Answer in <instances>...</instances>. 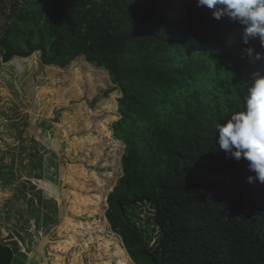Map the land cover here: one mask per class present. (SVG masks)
<instances>
[{
  "label": "trees",
  "instance_id": "16d2710c",
  "mask_svg": "<svg viewBox=\"0 0 264 264\" xmlns=\"http://www.w3.org/2000/svg\"><path fill=\"white\" fill-rule=\"evenodd\" d=\"M212 11L196 0H0L3 63L39 53L66 69L84 58L108 73L105 95L120 93L122 175L106 218L134 264H264V183H249L248 161L216 139L244 110L253 73L264 75V58L244 49L264 47ZM76 202L74 215L88 213ZM7 243L0 264H17Z\"/></svg>",
  "mask_w": 264,
  "mask_h": 264
},
{
  "label": "rangeland",
  "instance_id": "374dc122",
  "mask_svg": "<svg viewBox=\"0 0 264 264\" xmlns=\"http://www.w3.org/2000/svg\"><path fill=\"white\" fill-rule=\"evenodd\" d=\"M113 87L84 58L61 69L39 53L0 57V242L17 248V264H134L106 218L124 152ZM77 198L88 213L73 214Z\"/></svg>",
  "mask_w": 264,
  "mask_h": 264
},
{
  "label": "clouds",
  "instance_id": "9594fccd",
  "mask_svg": "<svg viewBox=\"0 0 264 264\" xmlns=\"http://www.w3.org/2000/svg\"><path fill=\"white\" fill-rule=\"evenodd\" d=\"M196 3L197 7L213 10L216 20L227 16L241 25L245 45L259 37L264 47V0H196ZM244 52L253 61L264 58L252 47ZM216 139L226 156L248 161V170L255 174L247 177L249 183L254 180L264 183V75L253 73L251 87L244 97V110L233 112L226 123L217 125Z\"/></svg>",
  "mask_w": 264,
  "mask_h": 264
}]
</instances>
